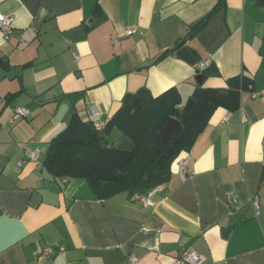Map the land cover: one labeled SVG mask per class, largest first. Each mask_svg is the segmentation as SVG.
<instances>
[{"label": "crops", "instance_id": "0c3cea01", "mask_svg": "<svg viewBox=\"0 0 264 264\" xmlns=\"http://www.w3.org/2000/svg\"><path fill=\"white\" fill-rule=\"evenodd\" d=\"M216 2L0 0L14 26L8 38L0 30V264H179L189 248L201 264H264V6L224 0L186 38ZM128 27L138 32L124 35ZM201 61L216 74L199 83ZM236 75L250 80L238 108L213 111L179 155L184 178L173 164L149 205L126 190L99 198L84 178L43 165L72 111L107 122L126 93L171 87L183 108L198 85L226 88ZM124 137L112 128L105 140Z\"/></svg>", "mask_w": 264, "mask_h": 264}, {"label": "trees", "instance_id": "16d2710c", "mask_svg": "<svg viewBox=\"0 0 264 264\" xmlns=\"http://www.w3.org/2000/svg\"><path fill=\"white\" fill-rule=\"evenodd\" d=\"M256 1L264 6V0ZM223 6L224 0H217L206 16L190 26L185 37H194ZM198 71L204 76L216 74V69L211 66ZM249 81L244 75H236L227 79L226 88L198 85L187 111L179 107L181 97L174 87L145 99L126 93L120 107L101 129L72 111L66 126L50 139V152L43 165L57 178H84L99 198L122 190L132 195L145 193L169 178L180 153L190 149L217 107L238 108L240 89ZM168 117L178 119L182 128L164 141ZM112 128L128 138L129 144L108 145L105 136Z\"/></svg>", "mask_w": 264, "mask_h": 264}, {"label": "built area", "instance_id": "2783aa9c", "mask_svg": "<svg viewBox=\"0 0 264 264\" xmlns=\"http://www.w3.org/2000/svg\"><path fill=\"white\" fill-rule=\"evenodd\" d=\"M13 17L11 15H5L0 13V30L4 33L5 38H8L12 35L13 32ZM138 32V29L135 27H128L124 29V35H132L134 33ZM111 42L116 43L117 39L112 38ZM77 58V56H76ZM198 69L202 70L206 67H208L209 62L208 61H201L198 64ZM239 112L241 115H243L242 110L239 109ZM28 114V109L26 107H16L14 109V115L17 116H26ZM228 116H226L224 119H227ZM105 121H101L97 118H93V124L97 129H101L105 126ZM25 155L32 159L37 160L38 159V151L36 149L26 148L24 150ZM187 163H188V156H182L178 157L176 161L174 162L175 168L177 173L184 178L187 172ZM156 187L149 189L145 194H136L135 197L140 199L144 206L149 205L151 203L150 197L155 192ZM255 214H257V202L253 200L252 202ZM53 250L51 248H46L44 250V254H51ZM136 260V257L134 255L130 256V262H134ZM204 261V256L200 253H198L195 249L189 248L180 258L177 259V262L179 264H201Z\"/></svg>", "mask_w": 264, "mask_h": 264}, {"label": "water", "instance_id": "95a60500", "mask_svg": "<svg viewBox=\"0 0 264 264\" xmlns=\"http://www.w3.org/2000/svg\"><path fill=\"white\" fill-rule=\"evenodd\" d=\"M204 78V74L200 73L197 76V80L199 83H201L202 79ZM148 92L145 89H141L137 92V95L141 98V99H145L147 97ZM192 104V99H189L188 102L186 103V105L183 107V111H187L190 106ZM182 128V124L181 122L174 118V117H168L166 124L164 126V135H163V140H167L169 135L174 132V131H179ZM50 152V148H48L47 152H46V156L49 154ZM227 230L224 231V233H226Z\"/></svg>", "mask_w": 264, "mask_h": 264}, {"label": "rangeland", "instance_id": "374dc122", "mask_svg": "<svg viewBox=\"0 0 264 264\" xmlns=\"http://www.w3.org/2000/svg\"><path fill=\"white\" fill-rule=\"evenodd\" d=\"M124 138H126V137H124ZM127 141H128V139H126Z\"/></svg>", "mask_w": 264, "mask_h": 264}]
</instances>
